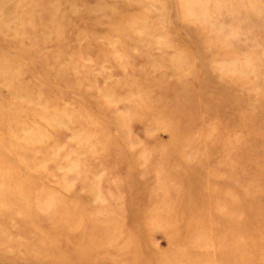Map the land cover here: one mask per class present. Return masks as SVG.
I'll list each match as a JSON object with an SVG mask.
<instances>
[{
	"label": "rangeland",
	"instance_id": "374dc122",
	"mask_svg": "<svg viewBox=\"0 0 264 264\" xmlns=\"http://www.w3.org/2000/svg\"><path fill=\"white\" fill-rule=\"evenodd\" d=\"M46 1L0 27L42 44L0 43V264H264V0Z\"/></svg>",
	"mask_w": 264,
	"mask_h": 264
},
{
	"label": "bare ground",
	"instance_id": "6f19581e",
	"mask_svg": "<svg viewBox=\"0 0 264 264\" xmlns=\"http://www.w3.org/2000/svg\"><path fill=\"white\" fill-rule=\"evenodd\" d=\"M44 1L43 0H33V1H31V0H19L17 2H14V0H0V4L2 7L1 9H4L6 11V14H7L6 17H3L0 20V27L3 25H10V26L18 25L19 27L18 26H16V27L20 28L21 30L26 28L27 26L29 28H34V29L35 28L36 29L41 28L42 30L45 29L44 27H46V29L57 27V29L61 30V27H59L60 22L57 19H59V17H61L62 19L66 20V17H65L66 13L65 12L61 13L59 7L52 6L51 4L49 6L48 1H46V0H44ZM44 3H47L48 5H44ZM21 6H23V8H22L23 11L21 10ZM49 7H50L49 12L51 13V11H52V13H54V15L52 18H50L47 21H45L46 19L45 20L41 19V20L36 21V17L33 14L28 15V16H22V17H17L15 15L16 10H17V12L19 10H21V13H23V12H25L24 8H27L28 10H26V12H25L26 14L35 13V14L41 16L40 10L41 11L44 10V14H45V13H47L46 10ZM27 11H31V12H27ZM76 11H77V9H76ZM0 12H1V10H0ZM49 12H48V14H50ZM87 15L89 16L90 13H87ZM25 17H27V18H25ZM80 20H82L83 22L86 21L85 17H82ZM28 37H30V36H28ZM6 38L7 39L0 37V41H1L0 43L2 45H4V43H6V40H9L10 43L13 42L14 44L17 41L18 42L20 41V42H22V44H25L24 45L25 48L31 52H34V50L38 49L39 47H42V44L37 42L36 38H38V37L35 35H33L29 39H27L26 40L27 42L24 41L23 38L20 39L18 36H16V37H14V36L8 37L7 36ZM77 38L79 39V37H77ZM54 42H57V41L53 40L52 43H54ZM36 45H37V48L35 47ZM9 64L10 63H8V62L6 63L5 58L2 57L0 59V80H1V82H8L13 86V96H11L12 97L11 100L16 101V100H18V97L21 94V92H23L22 90L28 89V86H26V85L25 86H22V85L17 86L16 84H14V78L17 77L18 74H20L18 71V69H20V68L19 67L17 68V66H16L17 75H7L6 70H8V69L11 70L10 68L12 67V66H9ZM42 66L43 65H39V67H42ZM11 105H12V103H11ZM0 107H3V105L2 106L0 105ZM7 114H10V113L8 112ZM9 116H11V115H9Z\"/></svg>",
	"mask_w": 264,
	"mask_h": 264
}]
</instances>
